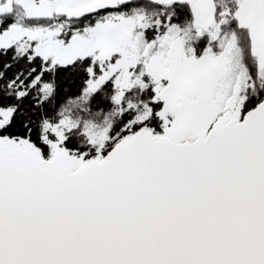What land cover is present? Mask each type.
<instances>
[{"label":"snow or ice","instance_id":"6c2138e0","mask_svg":"<svg viewBox=\"0 0 264 264\" xmlns=\"http://www.w3.org/2000/svg\"><path fill=\"white\" fill-rule=\"evenodd\" d=\"M0 264H264V0H0Z\"/></svg>","mask_w":264,"mask_h":264}]
</instances>
